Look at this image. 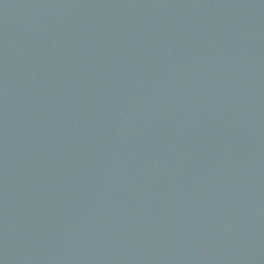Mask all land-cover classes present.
<instances>
[{
  "label": "water",
  "instance_id": "water-1",
  "mask_svg": "<svg viewBox=\"0 0 264 264\" xmlns=\"http://www.w3.org/2000/svg\"><path fill=\"white\" fill-rule=\"evenodd\" d=\"M0 264H264V0H0Z\"/></svg>",
  "mask_w": 264,
  "mask_h": 264
}]
</instances>
